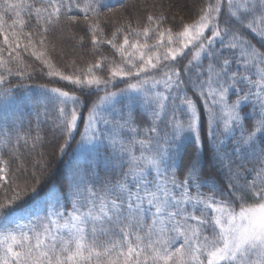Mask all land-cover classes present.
<instances>
[{"label":"snow or ice","instance_id":"obj_1","mask_svg":"<svg viewBox=\"0 0 264 264\" xmlns=\"http://www.w3.org/2000/svg\"><path fill=\"white\" fill-rule=\"evenodd\" d=\"M108 8L0 0V98L30 105L38 121L33 131L0 118V188L11 192L0 198V264H264V0H205L178 30L151 11L106 38ZM73 28L121 62L106 76L104 56L62 71L50 36ZM21 48L74 90L5 86L31 77ZM117 78L129 82L110 91ZM92 89L104 95L89 105L81 96ZM41 116L61 157L73 141L79 152L46 185ZM21 147L34 154L31 173Z\"/></svg>","mask_w":264,"mask_h":264},{"label":"trees","instance_id":"obj_2","mask_svg":"<svg viewBox=\"0 0 264 264\" xmlns=\"http://www.w3.org/2000/svg\"><path fill=\"white\" fill-rule=\"evenodd\" d=\"M108 4L109 8L104 9L103 11L106 13L107 17V27L105 29V37L110 38L112 31H114L116 22L122 19H131L135 24L137 19L140 20L141 24L146 22V16L148 12L154 11L159 13L160 11H164L168 16V23L166 26L173 27L174 30H178V26L181 24V18L184 23H190L194 20L199 14V9L204 5L205 0H105ZM111 9V11H109ZM81 19H83L82 14H79ZM34 26L30 25L29 27ZM29 30V29H26ZM72 33L76 34V38H72ZM83 35V32L78 31L73 28L71 31L65 29L64 33L61 34L57 32L55 36H50V40L56 43V51L52 53L53 63L60 68L62 71L71 72L73 71L72 62H76V67H86L88 63H92L97 59H100L101 56L107 57V61L105 63L104 68L98 69L97 72L100 75H107V67L109 63L115 62L120 63L121 57L108 44H101L98 49H93L90 38H86L85 43L82 45L79 41V36ZM3 37L0 36V41H2ZM122 41V36L119 38L118 43ZM2 47V44H0ZM20 51L21 56L26 64L31 65V68L28 71L31 72V77L26 78L23 81L15 75L7 76L6 85L15 87L16 85L23 83L31 88V94L39 95L40 89L38 85L47 84L50 87H63L65 90L72 91L74 90V86L69 85L66 81H61L57 77H48L46 72L47 68H44L43 65L37 61L33 56L30 55V52H24L23 48L18 49ZM5 58H7V52L4 53ZM190 58V56H189ZM187 62L186 60L184 61ZM0 71H3L0 69ZM128 78H117L113 84L109 85L110 91H118L121 88L126 87L128 83ZM132 82H135L134 79ZM77 91V95H80L79 90ZM104 92H97L95 89H92V95H82L81 99L86 101L89 105L96 100L99 96H103ZM235 99V97H233ZM42 111V109H41ZM86 115V109L84 110ZM7 116L9 120L13 118H22L24 121L25 130L28 129L29 122H31L32 129L35 131V126L37 124V115L36 110L29 106H23L18 104L16 101L12 100H4L0 98V118ZM41 122V130L42 134L45 136V144L39 149L45 154V158L48 162L47 169L37 170V176L40 177L42 184L46 185L49 182V176L60 179L62 175L67 171V162L72 161L75 156H79V152L73 153V150L76 149V142L73 141L71 147L68 149V154L64 156H60L57 151V143L62 142L53 140V134L51 130L50 121H45V118L41 116L39 118ZM137 123L140 124L141 127L146 126L145 122L138 116ZM81 131L83 130V125H80ZM80 139L79 135H76V140ZM2 151V150H0ZM21 153L23 154V159L26 161V166L29 169V173H31V163L34 158V154H29L28 150L21 147ZM139 152L137 151V155ZM7 158V156L5 157ZM83 159V157H81ZM16 161L13 159L10 162V166L14 171L16 168ZM20 176V179L23 180L25 178L24 174L17 173ZM34 181H30L32 183ZM44 188L42 187L41 196L37 197L40 199L43 197ZM206 191V189H205ZM5 192H8L11 195V192L6 188H0V198L5 195Z\"/></svg>","mask_w":264,"mask_h":264}]
</instances>
